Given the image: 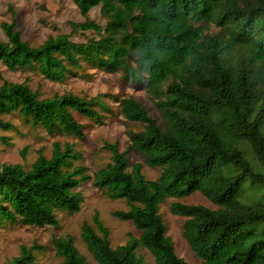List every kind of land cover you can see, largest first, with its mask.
<instances>
[{
    "label": "trees",
    "instance_id": "trees-1",
    "mask_svg": "<svg viewBox=\"0 0 264 264\" xmlns=\"http://www.w3.org/2000/svg\"><path fill=\"white\" fill-rule=\"evenodd\" d=\"M74 2L84 22L71 28L87 34L83 42L61 35L33 48L17 32L0 42V155L19 136L81 141L117 111L142 126L126 135L143 161L105 143L111 161L90 177L83 153L58 141L50 158L32 166L3 164L0 229L56 228L60 215L80 212L81 189L92 186L124 202L128 209L114 217L141 232L113 248L96 214L81 228L96 264H144L140 248L155 264H190L178 256L161 216L169 200L200 264H264V0ZM95 8L102 24L88 16ZM9 72L29 81L12 82ZM100 75L118 77L106 95L40 99L35 90L41 82L92 84ZM144 167L158 171L159 180H149ZM194 195L209 205L182 202ZM53 244L63 264H90L71 238ZM42 248L22 246L6 264H35Z\"/></svg>",
    "mask_w": 264,
    "mask_h": 264
},
{
    "label": "rangeland",
    "instance_id": "rangeland-1",
    "mask_svg": "<svg viewBox=\"0 0 264 264\" xmlns=\"http://www.w3.org/2000/svg\"><path fill=\"white\" fill-rule=\"evenodd\" d=\"M89 18L97 24H102L99 8L91 10ZM80 9L74 0H0V42H8L9 32L20 34L22 41L27 42L33 48L44 45L49 38H57L61 35H72L73 42H83L86 33L73 31L71 24H82ZM7 77L15 83H25L29 81L26 75L9 72ZM118 77L98 76L92 84L74 82L68 86L51 85L41 82L35 84V90L40 99H48L53 96H63L69 93L75 95L98 94L106 95L111 91V85ZM113 106L118 107L114 102ZM152 114L159 117L153 109ZM6 119V118H5ZM6 122L12 123L6 119ZM139 131L142 126L127 122L123 116L117 114L108 116L105 126H98L81 141L74 139H49V141H36L34 136L30 138L16 137V146L6 150L0 155V167L3 164H20L26 168L32 166L42 157L50 158L54 151V143L61 141L69 143L76 153H83V166L86 168L87 176L93 177L96 172L106 166L111 161V154L104 149L105 143H118L121 152H128V156L136 163L143 160L138 155L130 151V141L127 132L130 130ZM7 132V131H5ZM7 136L10 134L7 133ZM133 153V154H132ZM144 175L149 180H159L160 173L150 168H143ZM84 196L82 209L75 214H62L59 216V225L47 227L45 229H30L6 227L0 229V264H6L20 255L21 247H43L35 250V264H63L58 257L54 239L64 240L69 237L74 241V245L85 255L90 264H96L89 254L85 244L81 239V228L86 223H92L96 214L110 231V244L113 248L126 245L133 238H140L141 232L136 229L130 221H122L114 217L118 211H126L128 208L121 200L112 201L106 198L99 189L87 186L81 189ZM169 200L161 207V216L167 226L168 235L176 244V251L179 257L184 258L190 264H200L197 257L190 251L183 239V224L185 219L175 216L170 212L172 203ZM185 204H200L208 206L209 203L200 195H194L182 201ZM215 209L214 206H212ZM138 255L143 258L144 264H155V259L151 253L143 248L138 250Z\"/></svg>",
    "mask_w": 264,
    "mask_h": 264
}]
</instances>
